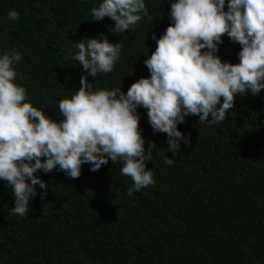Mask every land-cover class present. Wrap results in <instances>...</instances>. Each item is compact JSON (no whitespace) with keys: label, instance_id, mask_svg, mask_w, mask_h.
I'll return each mask as SVG.
<instances>
[{"label":"trees","instance_id":"16d2710c","mask_svg":"<svg viewBox=\"0 0 264 264\" xmlns=\"http://www.w3.org/2000/svg\"><path fill=\"white\" fill-rule=\"evenodd\" d=\"M101 2L0 0V56L20 54L15 83L25 87V102L55 121L63 119L58 102L79 89L85 74L74 60L75 42L100 33L120 42L113 71L99 73L94 90L126 93L150 76L143 61L156 48L153 35L158 39L172 23L174 0H145L152 22L142 18L114 33L108 17L91 22V9ZM12 9L19 20H9ZM221 39L215 55L238 63L241 46L227 35ZM136 112L145 149L156 145L145 161L155 183L129 196L132 180L119 160L96 171L82 164L77 179L58 167L38 170L48 188L35 186L20 217L11 214L12 187L0 180V264H264V90L236 94L222 122L200 124L198 116H186L177 128L189 142L174 157L166 150L167 134L149 125L147 110Z\"/></svg>","mask_w":264,"mask_h":264},{"label":"clouds","instance_id":"9594fccd","mask_svg":"<svg viewBox=\"0 0 264 264\" xmlns=\"http://www.w3.org/2000/svg\"><path fill=\"white\" fill-rule=\"evenodd\" d=\"M225 3L171 2L172 23L158 39L153 35L156 48L143 61L150 76L132 83L126 93L120 87L94 90L97 75L113 71L123 45L110 43L103 33L75 42L74 60L85 74L79 89L58 102L63 117L59 121L25 102L28 93L15 83L13 69L20 54L0 56V180L12 187L11 214L23 217L36 195L35 186L48 188L35 175L38 170L49 173L58 167L77 179L82 164L89 163L96 171L109 160H119L121 173L132 180L129 196L153 185V173L145 161H151L156 145L149 142L145 149L137 107L147 110L154 132L167 134L166 150L174 157L180 145L189 142L177 128L186 116H198L200 124L219 123L233 108L236 94L255 96L264 90V0H227V11ZM91 16V22L110 18L112 31L119 34L142 18L148 23L153 20L145 0H102L91 9ZM8 18L17 21L20 16L12 9ZM224 35L241 46L238 63L223 62L215 55ZM173 162L165 158L166 164Z\"/></svg>","mask_w":264,"mask_h":264}]
</instances>
